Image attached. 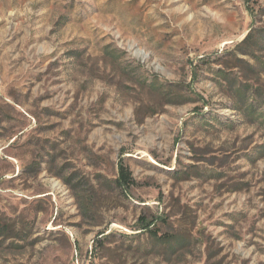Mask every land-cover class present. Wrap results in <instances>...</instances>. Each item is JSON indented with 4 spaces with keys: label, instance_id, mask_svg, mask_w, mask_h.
<instances>
[{
    "label": "rangeland",
    "instance_id": "374dc122",
    "mask_svg": "<svg viewBox=\"0 0 264 264\" xmlns=\"http://www.w3.org/2000/svg\"><path fill=\"white\" fill-rule=\"evenodd\" d=\"M0 264H264V0H0Z\"/></svg>",
    "mask_w": 264,
    "mask_h": 264
},
{
    "label": "trees",
    "instance_id": "16d2710c",
    "mask_svg": "<svg viewBox=\"0 0 264 264\" xmlns=\"http://www.w3.org/2000/svg\"><path fill=\"white\" fill-rule=\"evenodd\" d=\"M134 182L135 181L128 166H126L123 162L120 163L119 176L117 178L119 186L122 188H131Z\"/></svg>",
    "mask_w": 264,
    "mask_h": 264
}]
</instances>
